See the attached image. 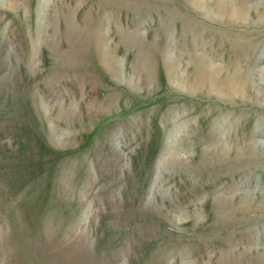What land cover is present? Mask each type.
<instances>
[{
  "label": "rangeland",
  "instance_id": "374dc122",
  "mask_svg": "<svg viewBox=\"0 0 264 264\" xmlns=\"http://www.w3.org/2000/svg\"><path fill=\"white\" fill-rule=\"evenodd\" d=\"M0 264H264V0H0Z\"/></svg>",
  "mask_w": 264,
  "mask_h": 264
},
{
  "label": "bare ground",
  "instance_id": "6f19581e",
  "mask_svg": "<svg viewBox=\"0 0 264 264\" xmlns=\"http://www.w3.org/2000/svg\"><path fill=\"white\" fill-rule=\"evenodd\" d=\"M72 25V24H71ZM67 31H66V35H69V32L70 31H72V32H74L75 31V28H74V26L73 27H68V25H67ZM110 61H111V59H110V57H107V63H108V65L107 66H109V63H110ZM209 66V65H208ZM174 72H175V68H174V63H170V64H168V74H169V76L171 77V80L174 78ZM197 72V71H196ZM183 73V72H182ZM183 75V74H182ZM187 75V74H186ZM181 79V78H180ZM202 80H203V77H202ZM204 81H207V82H210V85H211V87H215L216 85H215V83H214V81H212V79H210L209 77H205L204 78ZM69 106H71V105H69ZM68 106V107H69ZM71 109V108H70ZM63 112V111H62ZM58 144V143H57ZM224 147H225V145H224ZM220 149V148H219ZM224 153V152H223ZM220 154V153H219Z\"/></svg>",
  "mask_w": 264,
  "mask_h": 264
}]
</instances>
